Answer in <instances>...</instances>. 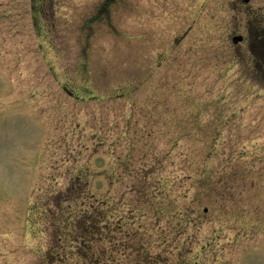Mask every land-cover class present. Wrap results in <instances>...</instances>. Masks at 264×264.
I'll return each mask as SVG.
<instances>
[{
	"label": "rangeland",
	"instance_id": "obj_1",
	"mask_svg": "<svg viewBox=\"0 0 264 264\" xmlns=\"http://www.w3.org/2000/svg\"><path fill=\"white\" fill-rule=\"evenodd\" d=\"M108 1L0 0V264H98L68 226L93 207L114 225L99 264H264L238 0Z\"/></svg>",
	"mask_w": 264,
	"mask_h": 264
},
{
	"label": "trees",
	"instance_id": "obj_2",
	"mask_svg": "<svg viewBox=\"0 0 264 264\" xmlns=\"http://www.w3.org/2000/svg\"><path fill=\"white\" fill-rule=\"evenodd\" d=\"M108 2H112V0H109ZM107 4V3H106ZM105 4V5H106ZM82 177H81V174H78L73 181H76V183H83V181L81 180ZM74 190L72 188H68V192L71 193V195H74ZM137 205H140V201L139 200H135ZM94 209V210H93ZM82 212V211H81ZM81 212L78 214V217L79 219L77 220L78 222H74L75 224H68L69 225H72L70 227H72V230L74 232H76L77 235H75L74 237L76 238V240H78V242H80V244L82 245V249H84V251L82 250L81 251V255L83 257H94L97 261H98V264H99V259L103 260L106 262V258L108 259V257L111 255V254H115L114 253V249H110L111 251H108V250H101V255L98 256V254L95 252L94 248H93V243L96 242V241H106V240H109V237L106 235L105 237H102L101 236V233L102 232H105V231H112V227L114 225H109L108 223H111V219L110 217H107V213H110L108 211L106 212H103L102 209H98V208H92V211L91 213H84V215L80 216L81 215ZM50 215V214H49ZM112 218V217H111ZM69 221H72L69 219ZM108 222V223H107ZM118 228H121V227H118ZM123 236H124V239L126 240V242H128L129 240H133L134 241V245L136 246L134 249L135 251H133V253L135 255H139L140 251L142 250V261L144 262L145 259H146V249L145 248V245L140 242V239H139V242L137 241L136 238H134V236H138L135 232H132V233H128L127 231L125 232H122ZM124 239L121 238L120 241H119V244L121 246H123V242H124ZM127 246V244H126ZM100 257H103L105 259H102ZM112 261H110L108 259V263H111ZM107 263V262H106ZM136 263H140V261L136 262Z\"/></svg>",
	"mask_w": 264,
	"mask_h": 264
},
{
	"label": "flooded vegetation",
	"instance_id": "obj_3",
	"mask_svg": "<svg viewBox=\"0 0 264 264\" xmlns=\"http://www.w3.org/2000/svg\"><path fill=\"white\" fill-rule=\"evenodd\" d=\"M234 5L235 10L236 6H239V15L244 16L243 22L239 23L244 33L233 37L239 36L240 42L243 41L247 47L256 48L258 55L255 61L258 72L264 74V0H238Z\"/></svg>",
	"mask_w": 264,
	"mask_h": 264
},
{
	"label": "water",
	"instance_id": "obj_4",
	"mask_svg": "<svg viewBox=\"0 0 264 264\" xmlns=\"http://www.w3.org/2000/svg\"><path fill=\"white\" fill-rule=\"evenodd\" d=\"M239 40H241L240 37H235V38H233V41H234V42H237V41H239Z\"/></svg>",
	"mask_w": 264,
	"mask_h": 264
}]
</instances>
